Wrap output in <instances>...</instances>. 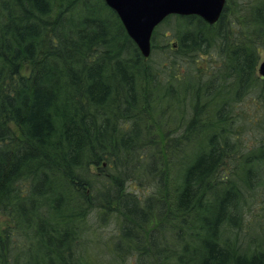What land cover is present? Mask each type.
<instances>
[{"label": "trees", "instance_id": "1", "mask_svg": "<svg viewBox=\"0 0 264 264\" xmlns=\"http://www.w3.org/2000/svg\"><path fill=\"white\" fill-rule=\"evenodd\" d=\"M262 57L264 0L148 58L105 0H0V264H264Z\"/></svg>", "mask_w": 264, "mask_h": 264}, {"label": "water", "instance_id": "2", "mask_svg": "<svg viewBox=\"0 0 264 264\" xmlns=\"http://www.w3.org/2000/svg\"><path fill=\"white\" fill-rule=\"evenodd\" d=\"M121 19L129 36L142 55L152 52V36L156 27L172 14L198 15L210 24L216 23L227 0H105ZM264 75V62L260 65Z\"/></svg>", "mask_w": 264, "mask_h": 264}, {"label": "rangeland", "instance_id": "3", "mask_svg": "<svg viewBox=\"0 0 264 264\" xmlns=\"http://www.w3.org/2000/svg\"><path fill=\"white\" fill-rule=\"evenodd\" d=\"M262 62H264V57L261 58V62L259 64V69H260V65L262 64ZM241 140H243V145L244 146H250L253 142L252 139V132L244 129L243 133L240 135ZM225 171H228L230 169V165H226L225 166ZM230 172V171H229ZM264 187L259 186V189H256V193H257V199H255V201L251 204V210H248L247 212V221L252 222L255 218H258L260 216V218L264 219V212L261 211V204L264 203ZM5 222V218L4 217H0V224L4 226ZM0 225V228H2V226ZM108 229H111L110 227H107ZM257 231H260V227L257 229ZM133 259V258H128L127 264H129V261Z\"/></svg>", "mask_w": 264, "mask_h": 264}]
</instances>
